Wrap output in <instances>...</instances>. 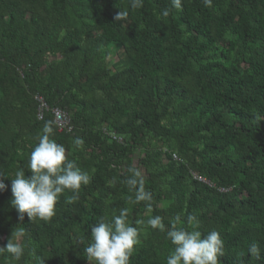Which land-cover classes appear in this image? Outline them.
Here are the masks:
<instances>
[{
  "label": "trees",
  "instance_id": "trees-1",
  "mask_svg": "<svg viewBox=\"0 0 264 264\" xmlns=\"http://www.w3.org/2000/svg\"><path fill=\"white\" fill-rule=\"evenodd\" d=\"M130 3L0 0V247L26 231L21 259L5 252L0 264H90L91 228L122 208L139 229L129 264H166V232L188 214L202 238L220 233L219 264H264V0ZM120 10L128 16L115 21ZM34 96L49 109L41 119ZM52 108L70 132H57ZM48 121L91 179L72 203L65 190L49 221H21L10 179L31 175L28 157ZM132 156L150 202L128 200ZM157 215L165 231L147 225ZM253 243L259 256L248 252Z\"/></svg>",
  "mask_w": 264,
  "mask_h": 264
},
{
  "label": "clouds",
  "instance_id": "clouds-1",
  "mask_svg": "<svg viewBox=\"0 0 264 264\" xmlns=\"http://www.w3.org/2000/svg\"><path fill=\"white\" fill-rule=\"evenodd\" d=\"M210 5L211 0H204ZM143 0H131L130 7L136 9L142 7ZM172 7L181 9L182 0H171ZM169 9H165L161 15L167 17ZM128 11L120 10L114 17L115 21L125 20ZM54 129L52 122H45L41 134L37 136V143L28 157L27 168L30 176L25 175L23 169L15 172L11 178V205L18 213V219L23 221L24 214L30 222L36 220L49 221L55 215V207L59 196L70 190L73 195L67 199L72 203L77 199L76 193L82 185L90 182V175L82 171L76 161L68 160L66 148L63 144L52 139ZM76 148L83 146L82 138L73 141ZM131 175L125 180L129 190L136 189L134 196L128 200L132 204L142 201L150 202L152 195L145 190L141 173L135 168L130 169ZM5 185L0 182V190ZM151 211V204L147 205ZM128 208L119 210L118 215H113L111 221L106 218L95 223L91 228L90 243L84 249L90 264H129V259L135 245L139 243V229L128 223ZM180 217H177V222ZM137 224H144L139 220ZM152 229L165 231L163 218L152 216L146 221ZM200 221L194 214L186 216V226L177 227L173 223L166 232V238L173 245V249L166 258V264H219V257L224 255V243L220 233L213 230L206 236L199 231ZM26 235L24 228H18L8 238L6 245L0 247V254L8 253L11 260L19 261L24 255V246L20 242ZM259 248L256 243L249 246L248 252L259 256ZM34 255V254H33ZM39 264H45L42 258H36Z\"/></svg>",
  "mask_w": 264,
  "mask_h": 264
},
{
  "label": "built area",
  "instance_id": "built-area-1",
  "mask_svg": "<svg viewBox=\"0 0 264 264\" xmlns=\"http://www.w3.org/2000/svg\"><path fill=\"white\" fill-rule=\"evenodd\" d=\"M34 99L36 100L38 104L37 114H36L37 119H41L43 112L49 109L41 97L34 96ZM50 112L52 114L53 125L55 126V129L57 130V132H70L72 130V126L70 124L69 118L62 110L58 108H52L50 109ZM172 157L175 158V155H172Z\"/></svg>",
  "mask_w": 264,
  "mask_h": 264
},
{
  "label": "rangeland",
  "instance_id": "rangeland-1",
  "mask_svg": "<svg viewBox=\"0 0 264 264\" xmlns=\"http://www.w3.org/2000/svg\"><path fill=\"white\" fill-rule=\"evenodd\" d=\"M116 60V58H113V61H115ZM164 162H165V160L163 161H161L160 160V164H164ZM132 165L134 166V167H137L138 168V170H139V172L141 173V176H145V169H143L141 166H140V164H139V162H138V159H137V157H135V156H132Z\"/></svg>",
  "mask_w": 264,
  "mask_h": 264
}]
</instances>
